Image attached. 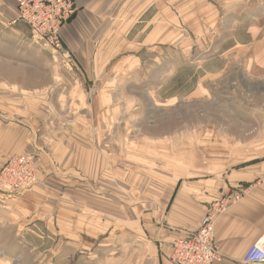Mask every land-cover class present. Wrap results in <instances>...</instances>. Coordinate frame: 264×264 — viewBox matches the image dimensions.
Instances as JSON below:
<instances>
[{
	"label": "crops",
	"instance_id": "0c3cea01",
	"mask_svg": "<svg viewBox=\"0 0 264 264\" xmlns=\"http://www.w3.org/2000/svg\"><path fill=\"white\" fill-rule=\"evenodd\" d=\"M159 3L161 10L162 0ZM152 4L77 0L78 10L63 25L61 37L64 48L75 56L74 64L87 77L91 72L93 83H103L109 75L102 68L111 59L103 62L97 54L100 37L113 35L112 45L114 35L116 41L119 35L135 34L137 18L146 16ZM163 12L166 17L165 6ZM27 34V26L17 20L16 0H0V45H30ZM251 66L246 68L249 74ZM257 66L264 77V62ZM84 73L69 75L80 78ZM15 88H0V167L9 156L27 153L37 172L31 186L13 197L0 191V264H170L174 238L195 231L213 202L240 191V199L216 218L214 240L221 258L212 264H237L263 233L264 102L256 108L255 122L244 127L254 134L221 144L222 152L211 158L217 162L213 171L200 167L184 171L182 165L173 170L165 162L148 177L166 181L153 182L156 187L145 183L149 200L121 202L119 161L99 148L102 137L96 135L102 122L87 119L114 112L113 101L105 105L108 92L97 90L94 104L67 106L66 114L85 116H71L55 129L54 121L41 116L51 108L18 105L13 99L29 95Z\"/></svg>",
	"mask_w": 264,
	"mask_h": 264
},
{
	"label": "rangeland",
	"instance_id": "374dc122",
	"mask_svg": "<svg viewBox=\"0 0 264 264\" xmlns=\"http://www.w3.org/2000/svg\"><path fill=\"white\" fill-rule=\"evenodd\" d=\"M154 1L137 18L135 34L116 41L114 35L112 45L113 35L100 37L97 54L103 62L111 59L102 68L109 74L102 85L77 68L69 50L65 58L32 44L28 34L30 45H0V88L25 90L28 98L13 99L20 106L51 108L41 116L54 121L55 129L71 116H85L66 114L67 106L94 104L97 90L108 92L105 105L113 101L114 112L87 119L102 122L99 148L119 161L121 202L149 200L145 183L166 181L148 177L165 162L173 170L182 165L184 171H213L217 162L211 158L222 152L221 144L254 134L244 127L255 122L264 102V77L256 71L264 62V0H162L161 10ZM72 73L84 77L71 78Z\"/></svg>",
	"mask_w": 264,
	"mask_h": 264
},
{
	"label": "built area",
	"instance_id": "2783aa9c",
	"mask_svg": "<svg viewBox=\"0 0 264 264\" xmlns=\"http://www.w3.org/2000/svg\"><path fill=\"white\" fill-rule=\"evenodd\" d=\"M17 20L29 32L30 42L61 53L64 48L61 29L78 10L77 0H16ZM36 169L30 154L10 156L0 169V188L7 194L29 187L36 178ZM243 192H235L213 202L195 231H185L174 238L170 264H212L221 258L214 240V225L219 214L229 204L237 202ZM237 264H264V231L249 245Z\"/></svg>",
	"mask_w": 264,
	"mask_h": 264
}]
</instances>
